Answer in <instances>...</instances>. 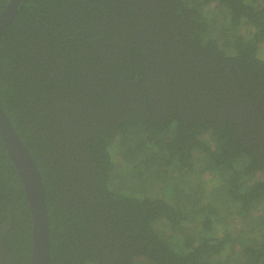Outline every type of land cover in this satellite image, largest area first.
I'll list each match as a JSON object with an SVG mask.
<instances>
[{"label":"trees","instance_id":"trees-1","mask_svg":"<svg viewBox=\"0 0 264 264\" xmlns=\"http://www.w3.org/2000/svg\"><path fill=\"white\" fill-rule=\"evenodd\" d=\"M263 51L264 0H18L0 105L40 172L48 264H264ZM31 223L0 139L8 264Z\"/></svg>","mask_w":264,"mask_h":264},{"label":"water","instance_id":"water-1","mask_svg":"<svg viewBox=\"0 0 264 264\" xmlns=\"http://www.w3.org/2000/svg\"><path fill=\"white\" fill-rule=\"evenodd\" d=\"M18 0H8L0 12V34L17 11ZM0 139L15 167L31 213L32 246L29 264H48V222L43 184L38 167L0 105Z\"/></svg>","mask_w":264,"mask_h":264},{"label":"flooded vegetation","instance_id":"flooded-vegetation-1","mask_svg":"<svg viewBox=\"0 0 264 264\" xmlns=\"http://www.w3.org/2000/svg\"><path fill=\"white\" fill-rule=\"evenodd\" d=\"M9 251L4 245H0V264H8Z\"/></svg>","mask_w":264,"mask_h":264},{"label":"rangeland","instance_id":"rangeland-1","mask_svg":"<svg viewBox=\"0 0 264 264\" xmlns=\"http://www.w3.org/2000/svg\"><path fill=\"white\" fill-rule=\"evenodd\" d=\"M264 52V51H263ZM264 54V53H263Z\"/></svg>","mask_w":264,"mask_h":264}]
</instances>
